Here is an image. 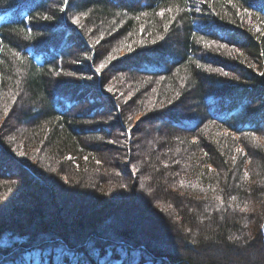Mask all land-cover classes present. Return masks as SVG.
<instances>
[{
  "label": "trees",
  "instance_id": "1",
  "mask_svg": "<svg viewBox=\"0 0 264 264\" xmlns=\"http://www.w3.org/2000/svg\"><path fill=\"white\" fill-rule=\"evenodd\" d=\"M0 157V264H264V0H0Z\"/></svg>",
  "mask_w": 264,
  "mask_h": 264
},
{
  "label": "rangeland",
  "instance_id": "2",
  "mask_svg": "<svg viewBox=\"0 0 264 264\" xmlns=\"http://www.w3.org/2000/svg\"><path fill=\"white\" fill-rule=\"evenodd\" d=\"M102 27L106 28V25H103ZM58 37L62 38V36H60V35ZM101 71L105 72L106 70L102 68L100 70V72ZM109 78H110V80H111L112 83H116V85L117 84H123L124 87L127 88L128 90L129 89L131 90V89L135 88V86H134L135 84L134 83H136L135 82L136 80H133V77L132 76H129V75L125 74V73H121L119 75H116V74L113 73V74L109 75ZM137 80H139V82H141L140 81V77H138ZM141 84L143 85V83H141ZM125 93H129V92H125ZM154 93H155V90L151 89V94H154ZM23 108L25 109L26 106H24ZM23 108H21V110ZM17 116H19L18 115V112L16 114H14L13 116H11L10 119L8 120V125L11 126V129H12V127H15L16 126V118H17ZM140 118H141V115L135 117V119H136L135 122H137L138 120H140ZM103 120H105L107 123L113 122V119H110V118H106V119L103 118L102 121ZM102 121H100V122H102ZM150 131H151V129H146V124H141L140 123L139 125H136L135 126V128L133 129V138H134V141H135V146H138L137 147V150H139L140 147H142V145L140 144V140H141V138H143V133H144V135L148 136L145 139L146 141H149L152 138H153V140H156V141H161L163 139V137H161L162 134H159L157 136V134H155V132L153 130H152L153 133H151ZM117 137H118V139H117ZM117 137H116L117 143L114 144L115 145V149H111L110 150L112 152V155L110 153L107 156L108 159H110V160L113 159V160H111V162H114V163H120V161H121V159H120L121 155L119 153H121V146H122L121 144H122V142H121L120 136L117 135ZM149 143H150V141H149ZM141 151L138 153L139 156H137V157H139L140 159L143 160L145 153L143 154V152H141ZM146 158H147V155L145 156V159ZM4 165L7 166L8 168H10L12 170L11 174H16V170L13 169V167L9 163H6L5 162V159H3L2 157H0V168L3 167Z\"/></svg>",
  "mask_w": 264,
  "mask_h": 264
},
{
  "label": "snow or ice",
  "instance_id": "3",
  "mask_svg": "<svg viewBox=\"0 0 264 264\" xmlns=\"http://www.w3.org/2000/svg\"><path fill=\"white\" fill-rule=\"evenodd\" d=\"M64 2H65V4H67V3H68V0H64ZM201 2H205V0H201ZM229 2L231 3V0H229ZM244 12H245V14H247L248 16H251V13L248 12L247 9H244ZM85 15H86V14H85ZM160 15H163V12H161ZM45 18L48 19L49 17H45ZM72 23H73V24H79V18H78V17H73V18H72ZM165 27H167V25H166ZM256 30H257V31H260L259 28H257ZM153 43H155V41H153ZM126 47H128L129 50H131V45H126ZM222 47H226V46H225V45H222ZM237 51H238V50H237ZM106 59H107L108 62H110L111 59H113V57H112L111 54H109V57H107ZM198 66H199V65H198ZM103 67H104V63H101V64L96 68V71H97V72H100V70H101ZM209 71H216V70H215V69H211V68H209ZM223 74H224L225 76L228 75V73H223ZM108 90L111 91L112 89L109 88ZM5 111H7V110H5ZM129 119H131V117H129ZM10 139H14V138H13V137H10ZM253 139H256V137L253 136ZM237 151H242V150L238 149ZM18 154L21 155V156L25 155V153H24L23 151H20ZM67 159H72V157L69 156V157H67ZM85 159H87V157H85ZM97 163H99V161H97ZM53 171H55V170L53 169ZM245 177H247V173H245ZM120 187H126V186L123 185V184H121ZM218 199H220V198L218 197ZM232 199H235V197H233ZM221 203H223L222 200H221ZM243 210H244V211H247V206H245V208H244ZM230 239H231V238H230ZM236 239H239V238H236Z\"/></svg>",
  "mask_w": 264,
  "mask_h": 264
},
{
  "label": "water",
  "instance_id": "4",
  "mask_svg": "<svg viewBox=\"0 0 264 264\" xmlns=\"http://www.w3.org/2000/svg\"><path fill=\"white\" fill-rule=\"evenodd\" d=\"M262 232H263V237H264V224L262 226Z\"/></svg>",
  "mask_w": 264,
  "mask_h": 264
}]
</instances>
